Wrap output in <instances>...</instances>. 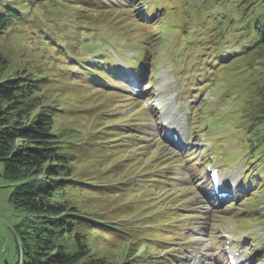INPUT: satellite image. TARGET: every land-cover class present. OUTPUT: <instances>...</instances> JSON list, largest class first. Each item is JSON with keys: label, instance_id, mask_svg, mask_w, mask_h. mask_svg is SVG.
<instances>
[{"label": "rangeland", "instance_id": "rangeland-1", "mask_svg": "<svg viewBox=\"0 0 264 264\" xmlns=\"http://www.w3.org/2000/svg\"><path fill=\"white\" fill-rule=\"evenodd\" d=\"M126 3L129 4L128 1ZM236 4L243 7H237ZM253 8L262 9L257 2ZM34 12H36L34 16L44 19L51 27H54L55 17L62 19L69 15L66 9L52 5L44 11ZM139 12L140 10L137 12L134 10L136 16ZM250 12L249 0H182L177 11L180 23L176 31L181 33L182 25L189 24L188 33L197 31L200 37H206L208 44L216 46L219 43L217 47L222 45L225 49L237 48L236 45L241 47L254 45L255 48L257 42L254 37L258 36L254 33L247 34L248 30L241 34L243 27L237 24L240 14L251 21ZM134 13L116 14L121 15L120 24L118 22L114 24V19H106L108 13L93 12L89 17V25L104 23L108 26L105 30L113 34L106 33L99 39L97 33L94 34L90 38H93L92 47L96 49V55L83 50L76 58L64 57L61 49H56L59 40L57 43L46 40L48 38L38 32L39 24L38 27L18 24L8 33L0 34V55L4 59L2 62L0 58V80H8L20 74L46 77L41 86L39 101L53 109L56 114L54 130L64 135L63 140L70 143L69 146L73 145L68 146V151L73 159V179L78 180L79 184L76 189L66 190L67 197L81 211L99 213L107 221L116 223L112 224L114 227H124L132 236L139 237L134 238L133 243L128 245L125 244L127 240L125 243L116 244L94 241L92 253L106 257L115 264L123 261L134 264H221L222 261L217 260L216 254H220L221 231L233 223L245 226L251 224L255 221L252 219L255 211L258 212L259 219L263 220L264 212L261 213L257 207L264 206V200L256 206L253 202L245 200L236 206L227 204L221 210L214 211L205 198L206 192H203L204 188L208 189L204 172L197 173L195 181H190L191 173L187 171L197 162L194 154L188 160L180 159L171 149L166 148L164 143L157 140L153 132L158 134L156 129L159 125L145 121L147 119L145 117L148 116L146 107L151 106L153 101L143 96L132 95L133 91H141L142 80H138L133 73H127L130 69L127 67L126 59L136 57L137 51L120 47L127 45L128 36L131 42L142 50L143 57L149 60L154 51V43L162 33V27L160 23L151 25L154 22L151 21L148 23L151 26L146 28V33L140 28V32H135ZM208 15L220 19L207 22L208 27H200L202 24L199 23ZM163 18L160 17L156 21L162 22ZM232 18L233 22H228ZM30 19L27 21H31ZM103 19L106 20L102 21ZM138 20L143 21L141 18ZM71 23L72 20L63 22L71 30L77 28L71 26ZM139 26L141 25L138 24L137 27ZM63 28L66 30L65 26ZM72 33L60 34V37H71ZM21 36L27 40L22 41ZM73 46L79 48L78 43L73 42ZM177 48L180 46L172 42L173 52ZM103 53H109L108 59H114L115 63L120 62L122 69H126L125 75L115 87L109 88L103 81L89 82L84 78L78 79V76L68 73L64 68L66 63L71 61L70 70L78 72L76 64L79 60L86 58L95 61V57L102 59L99 54ZM258 53L254 49L244 56L230 57L229 62H234L233 67L224 66V69L218 70L223 74L217 80L216 93L201 97L203 101L208 100L211 109L215 106L216 95L224 96L226 102L233 101L236 123L240 127H245V130L241 131V135L248 143L244 155L250 159H253L264 146L261 141L255 144L264 135V124L258 126L260 131L258 135L255 132L256 117H260L263 114L262 110L264 111V58L256 59ZM48 59L53 60L50 70ZM148 70L149 68L145 69ZM160 71L165 72L162 75L166 76L165 68ZM60 73H64L65 77H60ZM157 84L160 85L158 82ZM145 86L143 85V89L149 87ZM131 95L133 97L130 98ZM251 95L256 96V100H260L262 106H254L250 101ZM175 106L180 109L179 103L173 104L172 108ZM228 110L229 103L218 109L221 113ZM241 111L247 115L246 119L241 116ZM174 117L175 115L169 112L168 118L173 124L177 123ZM224 127L229 128L230 123ZM217 128L218 126L214 125V131ZM226 134L220 132L215 137L216 139L224 137L221 141H215L213 137V141L217 142L215 149L221 151L222 155H227L234 149L232 136L225 139ZM196 146L200 147L198 142ZM194 153L199 160L198 156L201 153L199 151ZM241 157V154L228 155V164L237 162ZM240 164H246L249 171L258 165L244 157ZM155 177L160 178L157 184L154 183ZM198 181L202 184L197 185ZM17 183L7 179L4 163L0 161V264L32 262L23 254L26 247L22 235L16 228L26 215L10 200ZM98 186L103 189L98 190ZM259 196L264 197V186L259 188L256 198ZM169 211L176 214L170 215ZM146 213L153 216L151 221L155 222L154 224L148 223L145 219ZM262 223L264 224V221ZM134 227L136 231L133 230ZM262 239L264 237L258 241ZM248 245L250 249L247 263L264 264L263 247L260 244L255 245L254 241L253 243L250 241ZM33 250L32 255H35Z\"/></svg>", "mask_w": 264, "mask_h": 264}, {"label": "trees", "instance_id": "trees-1", "mask_svg": "<svg viewBox=\"0 0 264 264\" xmlns=\"http://www.w3.org/2000/svg\"><path fill=\"white\" fill-rule=\"evenodd\" d=\"M126 1L129 0H0V34L8 33L18 24L34 27L39 24L38 32L46 36L48 38L46 40H51L54 43L59 40L56 49H61L64 57L76 58L83 50L94 52L92 50L93 38H90L94 34L97 33L98 39L106 33L113 34L105 30L108 26L104 23L89 25V17L93 12H106L109 14L106 19L112 18L114 24H120L121 15L116 14L134 13L133 7ZM249 2L251 21H248L245 15L240 14L237 24L243 27L241 34L248 30L247 34L254 33L255 36H258L254 37L257 45L255 48L254 45L251 47L248 45L239 46V55L244 56L255 49L256 52H259L256 59H261L264 58V0H249ZM256 2L258 6L262 7L261 10L253 8ZM180 3L181 0H168L167 23L173 27H177L180 23L176 16ZM50 5L64 8L69 14L62 19L55 17L54 27L46 24L44 19L38 18L37 15L34 16L35 10L44 11ZM236 5L240 8L243 7L241 4ZM28 18H31V21H27ZM203 19L206 22H213L220 18L207 17ZM66 20H72L71 26L77 28L71 30L70 27L63 24ZM233 20L232 18L228 22L232 23ZM138 24L141 26L137 27ZM64 26L66 30H64ZM133 26L135 32H140V28L144 29L146 33V28L135 14ZM188 27L189 24L182 25V38L188 33ZM67 32H73L71 37H60V34ZM126 37L128 47L139 50V46L132 43L128 36ZM21 38L22 41L27 40L22 36ZM189 40L190 37L183 38V41ZM73 42L78 43L79 48H75ZM157 42L154 43V47ZM208 43L206 37H200L195 43V45L204 46L203 52L198 58L201 63L204 62V58L220 59L225 55V48L222 45L217 47L219 43L216 46ZM52 47L54 48V46ZM140 53L142 55V50ZM153 54L152 52L151 55ZM179 56L189 57L185 50ZM105 57H108V53H105ZM157 58L158 56L154 54V60ZM1 60L4 62V59L1 58ZM52 61V59H48V70L51 68ZM70 63L71 61L66 63L64 68L68 73L78 76V79L84 78L89 82L110 81L106 68L97 65L100 64L99 60L92 64L86 58L79 60L77 63L78 66H81L79 72L70 71L72 66V64L69 65ZM233 64L234 62L231 61L222 66L232 68ZM132 66L138 67V64L133 63ZM108 69L117 74V66L111 65L108 66ZM222 74L216 72L214 76L222 77ZM60 75V77H65L64 73H60ZM45 80L46 77L43 75L37 77L34 74H20L8 80H0V161L4 163L7 179L18 182L14 186L10 200L26 215L16 227L17 232L22 235L24 247H26L23 249V254L32 260V262H23V264H115L106 257L92 253L91 249L94 248L92 243L101 240L104 243L116 244L117 242L125 243L127 240L125 244L128 245L133 243L134 238L139 239V237L132 236L124 227H114L112 224L116 223L107 221L99 213L81 211L67 197L66 190L76 189L75 187L79 184L78 180L73 179V159L72 154L68 151V148L73 145L69 146L70 143L63 140L64 135L54 130L56 114L53 109L39 101V94L42 93L41 86ZM250 98L254 106H262L260 100H256V96L251 95ZM262 113L260 117H256V135L260 133L258 126L264 124L263 110ZM241 116L246 119L247 115L241 111ZM260 141L264 143V135L255 144ZM262 148L258 151L260 155L264 154V146ZM97 189L103 188L98 186ZM169 214H176V212L169 211ZM32 250L35 255H32ZM148 261L150 262L149 259ZM120 264L134 263L123 261Z\"/></svg>", "mask_w": 264, "mask_h": 264}]
</instances>
